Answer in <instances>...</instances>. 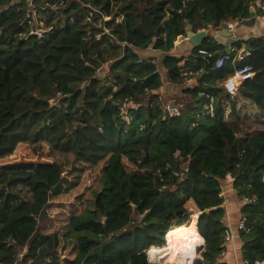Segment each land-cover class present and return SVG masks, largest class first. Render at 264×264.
I'll list each match as a JSON object with an SVG mask.
<instances>
[{
    "label": "trees",
    "instance_id": "16d2710c",
    "mask_svg": "<svg viewBox=\"0 0 264 264\" xmlns=\"http://www.w3.org/2000/svg\"><path fill=\"white\" fill-rule=\"evenodd\" d=\"M251 2L0 0V264H16L44 235L47 204L64 179L55 152L104 161L83 211L61 233L72 251L61 264H154L146 250L190 221L189 199L209 209L193 217L196 231L184 228L198 249L204 240L201 264H228L223 180L235 198L254 197L238 203L250 228L237 229L240 255L246 264L264 260V35L233 44L231 55L249 47L235 65L254 71L233 95L223 82L235 65L216 67L223 46L210 34L186 54L172 51L187 25L221 29L248 18ZM149 47L161 59L144 54ZM163 73L185 97L178 116L156 101ZM64 75L77 82L72 91ZM130 101L139 105L127 122L121 106ZM21 148L23 157L6 160Z\"/></svg>",
    "mask_w": 264,
    "mask_h": 264
},
{
    "label": "rangeland",
    "instance_id": "374dc122",
    "mask_svg": "<svg viewBox=\"0 0 264 264\" xmlns=\"http://www.w3.org/2000/svg\"><path fill=\"white\" fill-rule=\"evenodd\" d=\"M19 1L20 0H12L13 3ZM28 1L30 2L31 0ZM29 11H30L29 15H33L32 13H34L35 10H33L30 6L28 12ZM32 19H33L32 20L33 24L36 23L37 25L39 23V20L34 15ZM227 23L234 26L237 24V21H232ZM208 29L211 32L212 29L210 27ZM37 30L38 28H36L34 31ZM180 38L181 36L177 37L176 40ZM161 77H162V85H163L166 79L164 74H161ZM63 78L65 80L66 91H72V89L74 88L77 82L65 75L63 76ZM189 82L190 81L188 80V83ZM162 85L158 89V93L164 104H174L177 105L178 107L180 106L183 107L185 105L186 103L185 97L182 95V93L179 92V89H174L172 87L169 91L167 90V87L166 89H164ZM129 106L130 104L125 105L123 111H126L127 108H129ZM21 157H23L22 148L19 149L17 153H14L6 160L7 161L17 160L18 158ZM53 159L56 162H58L61 165V167L64 169L62 172V175L64 176L63 184L61 185L60 188H57L56 193L51 196L47 204L46 222L43 223L41 228V231L44 235L40 239L35 240L30 247L25 248L22 251V253H20L18 262L16 264H56L53 260L55 253L53 251L52 254L50 253V251L53 248H55L56 243H59L58 247H56L55 250L59 264H61L63 260L72 257L71 246L64 244V241L60 238L61 233L66 227L69 219L74 215H79L83 211L87 201L86 197L89 195L91 190L94 187H96L98 177L100 176L102 167L104 166V161L99 162L96 165H91L77 159L76 157H74L73 154L70 153L67 154V153L55 152L53 155ZM227 181L228 180H223L221 192H223V189H226L228 184ZM231 192L233 193V190H231ZM230 197L235 201V203L241 202L240 199L241 197L235 198L234 193L231 194ZM225 203L226 202H223L222 205H225ZM185 207L189 214V220H190L185 224L186 226H191L194 229L193 226L194 224L190 225L192 219L190 214L191 213L193 214L194 222H195V218L197 220L198 217L197 214L200 211L198 210L193 200L190 199L186 201ZM183 234L187 236V232L184 229H183ZM57 235L59 236V242L57 239ZM157 254L158 253H155L154 256H157ZM201 254L203 257V250ZM161 260H164V258L159 259L160 263L163 262Z\"/></svg>",
    "mask_w": 264,
    "mask_h": 264
},
{
    "label": "built area",
    "instance_id": "2783aa9c",
    "mask_svg": "<svg viewBox=\"0 0 264 264\" xmlns=\"http://www.w3.org/2000/svg\"><path fill=\"white\" fill-rule=\"evenodd\" d=\"M250 5L254 8L257 17L264 15V0H252ZM34 33L36 35L40 36L42 34V30L38 29L37 31H34ZM184 38H187V37L181 35L180 39H184ZM200 52L206 53L204 50H201ZM230 52H224L223 51L217 57V59L215 61L217 68L222 67L227 61H230L232 64L235 65L236 63H238L239 61L244 59V57L246 55H248V53H249L244 47L239 49L234 55H231ZM208 55H210V54H208ZM253 74H254V71H253L251 65H249V64H244L241 66L235 65L233 73L230 76H228V78H226L225 81L223 82L224 91L229 95L235 94L236 91L238 90V88L240 87V85L243 83V81L249 77H252ZM156 101L160 105V107H161V109L165 115H168L171 117L179 115L181 106L178 107L177 105H174V104H164L161 97L159 96V93H158V96L156 98ZM127 104H130L129 108H127L126 111H123V108ZM138 105L139 104H136V103H133L130 101V102L124 103L121 106V115L127 122H129V119H130V115H129L128 110L131 108H136V107H138ZM209 110L212 111V104L211 103L209 104ZM220 195L223 197V202L227 203L228 198L226 196H224L223 192H220ZM240 199H241L242 203L246 204V203L252 202L254 200V197H248L246 195H242ZM236 229L245 230V231H248L250 229L246 224V217L244 215H241L239 217V219L236 223ZM232 236L233 235H232L231 229L227 227L225 229L223 245H226L227 242L231 240ZM149 250H150V247L146 250L148 260L154 264H163V263H160L159 258H158L159 257L158 254H157V256H154V258L152 259L153 253H150ZM151 254H152V256H151ZM225 254H226V246L224 247L223 251L221 252V255L224 256ZM263 261L257 260L253 264H262Z\"/></svg>",
    "mask_w": 264,
    "mask_h": 264
},
{
    "label": "crops",
    "instance_id": "0c3cea01",
    "mask_svg": "<svg viewBox=\"0 0 264 264\" xmlns=\"http://www.w3.org/2000/svg\"><path fill=\"white\" fill-rule=\"evenodd\" d=\"M239 29H240V34L244 35V34L248 33L251 28L247 27L245 25H240ZM208 32H210L209 29H208ZM261 35H264V29L261 30ZM242 47H244V45H242ZM191 48H192V43H190L187 38H184V39H178L174 42V47H173L172 51L176 52L178 55H182V54L188 53L191 50ZM144 54L155 55V56H157L158 60L161 59V57H160L161 53L159 51H157L156 49H154L153 47H149L146 50V52H144ZM164 76H165V74H164ZM189 81H190L189 84H191V85L196 83L195 80H193V79H189ZM162 87H164V89H166V87H167V90H169V91L172 87L174 89H178L177 86H175L171 82L167 81V79H166L165 83L162 85ZM227 186L228 187H226V189H223V194L226 197L228 196L229 199H228L227 203H225V205H223V206L226 207V213H227V223L226 224H227L228 228L231 229L233 236H232L231 240L227 242L226 254L223 256V258H224V261L228 262V264H245V262L243 261V259L241 258V255H240L241 241H240V238L238 235V230L236 229V223L240 217V211H239L240 210V204L235 203V201L230 197L232 194L231 190H233V189L231 186H229V185H227ZM193 217L191 219V224L193 222Z\"/></svg>",
    "mask_w": 264,
    "mask_h": 264
},
{
    "label": "water",
    "instance_id": "95a60500",
    "mask_svg": "<svg viewBox=\"0 0 264 264\" xmlns=\"http://www.w3.org/2000/svg\"><path fill=\"white\" fill-rule=\"evenodd\" d=\"M30 8V5H29ZM30 13V11H29ZM249 17L248 18H239L237 20L236 25H231L227 22H224L222 24L221 29L218 30H211L210 33L208 32V27L205 24L202 29L198 30L197 32H192L190 30V26H186V37L189 40L192 45H197L200 43L201 39L208 34L212 36L213 40L216 42L218 45L223 46V51L224 52H230L231 48L234 43L240 42V41H245L251 36H260L261 35V30L264 29V15L257 17L256 12L254 8L250 5L249 7ZM240 25H245L247 27H250V31L244 35L240 34ZM244 48L249 51V47L247 44L244 45ZM60 184V182L57 184V186ZM209 209L200 211L197 216H199L203 212H208ZM204 248V240L202 243V248L200 251V258L195 264H201L202 263V250ZM83 264V262H81ZM264 264V261L262 262Z\"/></svg>",
    "mask_w": 264,
    "mask_h": 264
},
{
    "label": "bare ground",
    "instance_id": "6f19581e",
    "mask_svg": "<svg viewBox=\"0 0 264 264\" xmlns=\"http://www.w3.org/2000/svg\"><path fill=\"white\" fill-rule=\"evenodd\" d=\"M193 217V214H190ZM198 215V214H197ZM186 224L172 226L166 233V244L162 247H150L149 252L159 254V259L163 264H195L198 261V256L202 246L198 249V240L193 237H188L183 234V229ZM203 243V242H202Z\"/></svg>",
    "mask_w": 264,
    "mask_h": 264
}]
</instances>
